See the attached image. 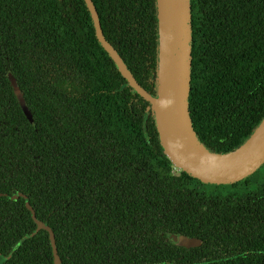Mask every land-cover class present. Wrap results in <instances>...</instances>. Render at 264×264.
I'll list each match as a JSON object with an SVG mask.
<instances>
[{
  "label": "trees",
  "instance_id": "16d2710c",
  "mask_svg": "<svg viewBox=\"0 0 264 264\" xmlns=\"http://www.w3.org/2000/svg\"><path fill=\"white\" fill-rule=\"evenodd\" d=\"M189 112L211 150L264 116V0H190ZM155 92V0H92ZM23 93L24 115L6 72ZM264 264V164L205 184L163 153L149 102L99 43L84 0H0V264ZM199 238L171 243L167 233Z\"/></svg>",
  "mask_w": 264,
  "mask_h": 264
},
{
  "label": "water",
  "instance_id": "95a60500",
  "mask_svg": "<svg viewBox=\"0 0 264 264\" xmlns=\"http://www.w3.org/2000/svg\"><path fill=\"white\" fill-rule=\"evenodd\" d=\"M84 2L90 12L99 43L113 59L133 91L149 102L162 151L175 168L202 183L219 185L236 183L264 164V116L239 146L227 152L208 148L193 128L189 112L192 61L190 0H155L157 46L154 93L137 83L119 53L105 39L92 0ZM6 76L24 115L33 122L23 93L11 71H7ZM25 205L36 221L35 231L41 228L48 231L53 264H60L51 228L36 220L26 197ZM167 239L184 247L201 244L199 238L175 232L167 233Z\"/></svg>",
  "mask_w": 264,
  "mask_h": 264
}]
</instances>
